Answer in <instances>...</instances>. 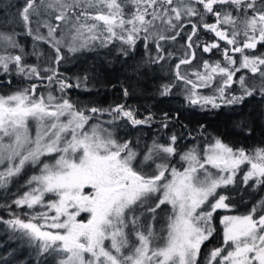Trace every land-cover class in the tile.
<instances>
[{"label": "snow or ice", "instance_id": "1", "mask_svg": "<svg viewBox=\"0 0 264 264\" xmlns=\"http://www.w3.org/2000/svg\"><path fill=\"white\" fill-rule=\"evenodd\" d=\"M17 15L26 35L55 55L44 68L26 64L16 33L0 31V73L47 81L46 94L37 95V83L0 94V190L9 193L27 166L38 168L20 186L27 190L20 194L17 189L11 193L15 199L0 204L9 216H0L6 234L37 255L58 257L57 264H200L202 245L215 233L214 214L235 207L225 193L237 184L238 174L243 172L245 186L264 188V146L234 148L215 136L181 152L182 137L174 133L166 143L154 138L143 149L134 148L110 127L90 122L97 113H107L109 126L119 121L136 127L151 125L154 114L139 116L126 104L78 107L68 92L86 89L88 77L72 83L58 65L65 48L77 53L119 44L118 51L127 56L138 41L146 49L155 46L148 62L158 64L175 55L164 44L186 34L174 79L160 86L159 95L169 96L183 85L185 103L201 110L239 105L257 93L264 99V53L250 51L264 45V0H24ZM209 16L214 22H207ZM186 24L191 32L185 33ZM201 29L215 39L200 40ZM212 52L222 59L193 66L198 56ZM33 54L39 55L35 49ZM242 70L251 77L236 79ZM250 78L259 82L249 85ZM170 120L164 113L162 128ZM53 154L54 162L42 160ZM176 156L179 161L173 163ZM162 206L170 210L157 231ZM141 208L152 217L146 227L145 213L136 215ZM82 213L86 220L79 219ZM220 223L222 243L209 251L204 264H264V197L246 214L224 215ZM13 256H0V264H11Z\"/></svg>", "mask_w": 264, "mask_h": 264}, {"label": "trees", "instance_id": "2", "mask_svg": "<svg viewBox=\"0 0 264 264\" xmlns=\"http://www.w3.org/2000/svg\"><path fill=\"white\" fill-rule=\"evenodd\" d=\"M23 5L24 0H0V31L16 33L17 42L27 53L24 60L26 64H38L41 68L47 67L49 58L46 57L45 51L51 48L43 42H34L31 36L26 35L24 26L17 15L18 9ZM193 22H196V18H193ZM207 22H214V17L209 16ZM41 31L45 33L43 28ZM184 31L185 33L191 32V26L186 24ZM171 34L175 35V32ZM198 38L207 42L215 39L213 34L205 33L203 29ZM186 40V34H182L175 41H168L164 44L165 49L175 55L172 59H166L158 64L148 62L150 56L155 57V46L152 45L151 48L146 49L143 41H138L135 49L130 50L127 56L118 51L119 44L109 45L107 48L99 47L97 44L96 47L83 49L77 53H70L65 48L63 54L67 58V63L59 64L58 69L63 76L70 78L72 83L76 82L75 78L78 76L88 77L86 89L73 88L69 93L70 99L80 108L106 109L117 102H124L127 105L128 99L126 98L129 97L130 103L141 115H147L149 112L154 114V122L145 127L148 130H145L144 126H136L135 129L137 132L141 131V135L149 136V141L155 138L166 142L167 137L175 133L178 137H182L178 142L179 151L188 147L193 141L202 144L206 138L215 136H219L224 143L232 147L249 149L264 146V99L258 93L246 98L239 105L214 110L189 107L184 100L183 85L176 86L169 96L159 95L160 86L174 79L173 69L178 62L177 58L181 56V46L185 45ZM220 43L224 44L222 41ZM34 49L39 55L33 54ZM250 51L256 55L264 53V45L258 44V51ZM54 55L55 53L52 57ZM236 56L238 57L239 54ZM201 59L217 60L222 57L215 52L203 53L202 56H198L193 66L199 65ZM239 75L251 77L247 70H242L236 79ZM0 78L16 81L13 73H0ZM254 82L258 83V78L255 81L251 78L248 80L249 85ZM124 89L129 92L127 97L124 96ZM202 91L208 93L207 90ZM234 94H240L239 85L235 86ZM164 113H168L171 117L167 129L162 128ZM103 117L111 119L109 114ZM123 124L126 126V123ZM200 125H204V129H201ZM160 128L164 130V133H160ZM201 131L204 133L203 136L199 135ZM190 132L196 139L189 136ZM248 189L250 187L245 186L240 180L237 184L229 186L227 194L231 197V203L235 205L231 211L248 212L264 194V188H259L254 190L256 193L247 196L246 190ZM7 196L4 201H7ZM162 207L167 211L170 210L169 206ZM220 214L217 211L214 215L215 233L209 241L202 245L200 264L203 263L209 251L214 247H219L222 242L223 228L220 223ZM7 239L9 240V236ZM28 249L29 251L25 252L26 256H20V261H31V264H57V257L37 255L30 246ZM16 263L18 262L11 260V264Z\"/></svg>", "mask_w": 264, "mask_h": 264}, {"label": "rangeland", "instance_id": "3", "mask_svg": "<svg viewBox=\"0 0 264 264\" xmlns=\"http://www.w3.org/2000/svg\"><path fill=\"white\" fill-rule=\"evenodd\" d=\"M158 26H159V24H158ZM44 30H45V33H46V29H44ZM16 51L18 52L19 50H16ZM53 53H54V51L51 50V49H47V51H45L46 57H48V58L50 56H53ZM64 57H65V55H64ZM66 63H67V58L65 57L64 61L62 63H60V65H64ZM202 63H203V60L201 59L200 64H202ZM14 76L16 77V81H15L16 83H14L12 85H10V84H0V94H4V95L10 94L12 92L17 91L18 89H23V88L29 87L31 83H37L39 85V88H38V91H37V95H40L41 93H45L46 94L47 89H46L45 85L47 84V81H43V82H41V81L36 82V80L28 81L25 78H23L22 76H17L15 74H14ZM54 94L55 95H59V93H54ZM205 94H208V93H205ZM109 119L110 118H108V117H101V119L94 118L90 122V124L103 123L105 127H110L115 135L117 134L116 137L121 136V130L124 129L125 125L123 123L117 121L115 125L109 126L106 123ZM29 126H30L31 134L33 136H35V123L34 122H30ZM141 134H142L141 131L140 132H137V131L135 132L134 140H133L134 144L132 143V146L134 148L138 147V149H143V146L145 144H150L152 142V141H149L150 140L149 136H144V135H141ZM159 142L160 143H166L167 141L165 142V141H160L159 140ZM203 142H202V144H200V142L193 141L188 147H186L185 149L181 150V152L185 151L187 148L191 147L193 144L199 143L202 146ZM234 148H242V147H234ZM250 149H253V148H249V150ZM55 158H56L55 154H53V156L50 159L42 157V160H44L45 162H50L51 163V162H54ZM178 161H179V156H176V158L174 159L173 163H177ZM177 166H179V165H177ZM37 171H38V168L37 169H33L31 165L27 166L25 168V170L23 171V173L16 180H14V182L12 183V185L10 187L9 193L10 192L11 193L12 192L15 193L17 191V189H20V194H22L23 191H25L27 189L20 188V186L23 185L24 182L31 175L34 174V172H37ZM244 171H247V167H244ZM242 177H243V172H240L238 174V180H240L241 183H242ZM86 190L90 191V189H86ZM254 193H256V192H254V190L251 189V188L246 190V195L247 196H251ZM4 194L6 196L8 195V193H5V192H4ZM225 194H227V192ZM261 197H264V194H262ZM261 197H260V199H261ZM8 198H10V200H12V199H15V196L14 195L7 196V201L6 202H10V200ZM154 203H155L154 200L148 201V204L150 206H154ZM25 210L27 211V209H25ZM142 212L145 213V214L141 216V221H142V223L145 226H147L151 222L152 217L146 213V209H142V208L137 210L136 215H141ZM167 212L168 211L166 210V208H163V210L158 212V219H157V222L155 223V228L157 229V231H159V229L161 228L162 224L164 223V219H165V216H166ZM218 212L221 213L220 217H222L224 215H242V214H246L247 213V212H233L231 210L230 211L229 210H218ZM0 216H3L5 219H8L9 218L8 211L6 209L1 208L0 209ZM79 219L86 220L87 219V214H83L82 213L81 216L79 217ZM222 228H223V225H222ZM8 236L9 235H7L5 230H4V226L3 225H2V227L0 226V256H4V255H6V254H8L10 252H14V256L11 257L10 260L17 261L18 263H16V264H21L22 260L20 261L19 258H20V256H26L25 252L29 251L28 246H27L26 243H23V242H20V241H12L10 236H9V240H8L7 239ZM106 243L110 244V242H106ZM24 248L26 250H24ZM201 264H204V261H203V263L201 262Z\"/></svg>", "mask_w": 264, "mask_h": 264}, {"label": "flooded vegetation", "instance_id": "4", "mask_svg": "<svg viewBox=\"0 0 264 264\" xmlns=\"http://www.w3.org/2000/svg\"><path fill=\"white\" fill-rule=\"evenodd\" d=\"M36 82H39V80H36ZM14 83H16L15 82V80H12V79H3V81H1L0 82V84H10V85H12V84H14ZM71 91V90H70ZM70 91L68 92V96H69V93H70ZM126 99H128L127 100V102H126ZM126 99H124V101L127 103V105L128 106H132V107H134V105H132L131 103H130V100H129V97L128 98H126ZM116 104H124V102H117V103H115L114 105H116ZM139 113V112H138ZM105 114H107V113H103V114H101V113H97V117L96 118H99V119H101V117H103ZM144 115H146V114H144ZM139 116H143V115H141V113H139ZM119 122V121H118ZM142 126H144V129L145 130H148V128L146 129L145 127L146 126H148V125H142ZM137 127H133V126H131L130 124H126V126L124 127V129H122L121 130V136H118L117 138L118 139H120L121 141H125V140H127V141H130L131 142V144L133 143L134 144V142H133V140H134V134H135V129H136ZM142 130V129H141ZM160 133H164V130L163 129H161L160 128ZM117 135V134H116ZM123 136H125V137H123ZM13 193V192H12ZM10 195H11V193H10ZM9 195V196H10ZM6 198V195L4 194V192L2 191V190H0V204H4V203H6V201H4V199ZM11 198V197H10ZM1 209V208H0ZM1 227H2V225H0Z\"/></svg>", "mask_w": 264, "mask_h": 264}, {"label": "water", "instance_id": "5", "mask_svg": "<svg viewBox=\"0 0 264 264\" xmlns=\"http://www.w3.org/2000/svg\"><path fill=\"white\" fill-rule=\"evenodd\" d=\"M0 81H3V79L0 78Z\"/></svg>", "mask_w": 264, "mask_h": 264}, {"label": "bare ground", "instance_id": "6", "mask_svg": "<svg viewBox=\"0 0 264 264\" xmlns=\"http://www.w3.org/2000/svg\"><path fill=\"white\" fill-rule=\"evenodd\" d=\"M1 82V81H0Z\"/></svg>", "mask_w": 264, "mask_h": 264}]
</instances>
